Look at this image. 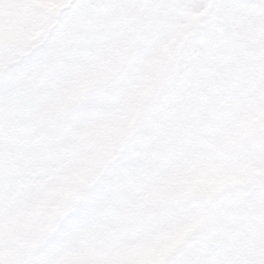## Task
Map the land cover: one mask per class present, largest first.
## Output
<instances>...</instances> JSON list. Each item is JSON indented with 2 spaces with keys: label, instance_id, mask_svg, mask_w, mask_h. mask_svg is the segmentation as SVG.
Instances as JSON below:
<instances>
[{
  "label": "rangeland",
  "instance_id": "rangeland-1",
  "mask_svg": "<svg viewBox=\"0 0 264 264\" xmlns=\"http://www.w3.org/2000/svg\"><path fill=\"white\" fill-rule=\"evenodd\" d=\"M68 1L0 0V264H264V0Z\"/></svg>",
  "mask_w": 264,
  "mask_h": 264
},
{
  "label": "trees",
  "instance_id": "trees-1",
  "mask_svg": "<svg viewBox=\"0 0 264 264\" xmlns=\"http://www.w3.org/2000/svg\"><path fill=\"white\" fill-rule=\"evenodd\" d=\"M216 17L215 18H217L218 20H222L223 21V19L221 18V16H220V14L218 13L217 15H215ZM208 20H209V17L207 18ZM206 25V22H203L202 24H201V26H205ZM209 27H205V28H203L202 30H204V32H203V36L204 37H206V34L205 33H207V32H209ZM187 42H188V40L186 39L185 41H184V46L187 44ZM177 56V60L175 61V64L179 61V60H183L184 59V57H190L189 55H181V51L178 53V55H176ZM184 61V60H183ZM189 62V61H188ZM11 69V67L9 66L8 67V70H10ZM3 71V73L6 71V68H3L2 69ZM173 70H174V67L172 68V70H171V72H170V74H169V76L171 77V75L173 74ZM0 74H2V73H0ZM119 75L120 74H118L116 77H114L113 78V80L111 81V82H109V83H107L105 86H104V88H109V87H111V86H114L116 83H117V79L119 78ZM103 86H101V88H102ZM158 91H160V89L158 90Z\"/></svg>",
  "mask_w": 264,
  "mask_h": 264
}]
</instances>
